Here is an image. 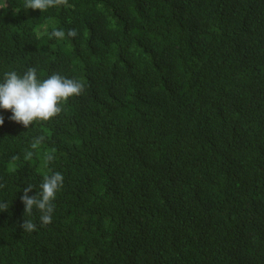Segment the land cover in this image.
Masks as SVG:
<instances>
[{
  "label": "trees",
  "instance_id": "trees-1",
  "mask_svg": "<svg viewBox=\"0 0 264 264\" xmlns=\"http://www.w3.org/2000/svg\"><path fill=\"white\" fill-rule=\"evenodd\" d=\"M25 2L0 0V82L85 88L29 128L0 109V264H264V0ZM52 172L43 225L20 197Z\"/></svg>",
  "mask_w": 264,
  "mask_h": 264
},
{
  "label": "clouds",
  "instance_id": "clouds-1",
  "mask_svg": "<svg viewBox=\"0 0 264 264\" xmlns=\"http://www.w3.org/2000/svg\"><path fill=\"white\" fill-rule=\"evenodd\" d=\"M70 6L68 0H26L24 7L27 9L45 11L52 7ZM76 29L64 30L53 29L50 33L57 39L75 38ZM85 85L82 81L62 77L59 74H52L44 80L37 77V69L29 68L22 76L15 71L6 72L3 82H0V109L10 110V119L16 123L29 128L34 121H49L59 115L62 111L61 103H66L70 97L79 96L84 91ZM4 124V118L0 116V126ZM44 137L37 138L31 145L32 149L38 148ZM54 151L46 152L43 160L47 167L54 159ZM33 152L29 151L25 155L26 160H31ZM15 160V157L13 158ZM64 177L60 172H52L43 177L40 185L41 191L34 196L28 193L33 189L28 185L23 189L20 197L24 204L25 214H31L33 209L40 213V220L43 225L52 222L54 211L53 201L58 191L62 188ZM7 203H0V209L7 210ZM23 231L32 232L36 226L31 220H25L20 225Z\"/></svg>",
  "mask_w": 264,
  "mask_h": 264
}]
</instances>
